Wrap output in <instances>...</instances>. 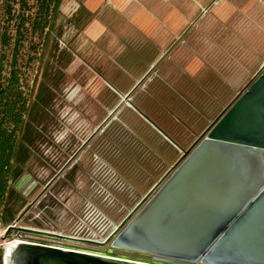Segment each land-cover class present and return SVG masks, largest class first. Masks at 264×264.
<instances>
[{"label":"rangeland","instance_id":"1","mask_svg":"<svg viewBox=\"0 0 264 264\" xmlns=\"http://www.w3.org/2000/svg\"><path fill=\"white\" fill-rule=\"evenodd\" d=\"M84 2L62 0L47 40L21 42L15 49L12 42L2 41L1 37L5 32L9 34L12 29L21 27L23 19L34 18L36 1L0 0V80L8 79L12 69L18 70L22 77L21 91L30 108L24 122L34 125L41 122L36 141L29 142L27 133L18 136L22 143L11 185L22 196L19 204L24 208L19 217L30 209L21 220L13 223L15 229L8 231L0 224L2 251L17 240L52 241L24 233L19 228L104 241L150 192L136 186L146 177L143 175L113 176L100 164L90 169L91 174L79 166L74 167L76 159L71 157L98 128L104 114V106L99 101L100 81L86 67V41L78 42L79 49L74 43L90 18ZM173 5L193 6L197 11L189 15L193 29L190 27L185 32L188 35L180 39L185 37L184 40L190 43L194 38L215 39L217 45L222 42L223 56L228 57L237 46L232 55L244 62L264 56V0H205L204 3L173 0ZM31 21L25 22L24 26L29 28ZM230 40L233 46L227 49ZM127 48L132 50L128 44ZM76 50H81L79 57L72 55ZM40 103L44 105L41 110L38 109ZM117 118L115 112L112 122ZM100 135L96 139L98 142ZM97 143L94 141L85 147L78 160L83 161L91 148H100ZM165 175L155 176L150 187L153 188ZM106 228L107 232L104 231Z\"/></svg>","mask_w":264,"mask_h":264},{"label":"water","instance_id":"2","mask_svg":"<svg viewBox=\"0 0 264 264\" xmlns=\"http://www.w3.org/2000/svg\"><path fill=\"white\" fill-rule=\"evenodd\" d=\"M19 230L60 246L17 241L2 264H264V69L104 241Z\"/></svg>","mask_w":264,"mask_h":264},{"label":"crops","instance_id":"3","mask_svg":"<svg viewBox=\"0 0 264 264\" xmlns=\"http://www.w3.org/2000/svg\"><path fill=\"white\" fill-rule=\"evenodd\" d=\"M84 5L90 18L74 43L86 41V63L94 70L116 63L108 76L122 73L134 81L111 111L134 138L117 140L115 150L107 147L97 164L113 176H146L136 186L151 190L155 176L167 174L259 76L264 56L244 62L223 56L215 39H180L197 11L175 7L173 0H85ZM155 70L158 78L149 79ZM127 95L130 103H121Z\"/></svg>","mask_w":264,"mask_h":264},{"label":"trees","instance_id":"4","mask_svg":"<svg viewBox=\"0 0 264 264\" xmlns=\"http://www.w3.org/2000/svg\"><path fill=\"white\" fill-rule=\"evenodd\" d=\"M35 1L37 10L34 14V18L28 19L32 20L30 27L26 28L24 26V23L28 20L23 19L21 27L12 29L9 34L5 32L6 34H3L1 37L2 41L9 40L12 42L15 49L21 42L31 41L30 43H32L35 39H44V41H46L49 31L52 28L55 15L59 12L62 3V0ZM231 42L232 41L230 40V43H228L229 47H227V49L233 46ZM129 46H132V50H136L133 44ZM233 53L234 51L230 53V55L232 56ZM72 55L73 57H76V54ZM33 60L34 58H31V61ZM73 63L74 60L70 63L71 66ZM90 65L91 64L86 63V67L92 71L93 68H91ZM116 66V63H111L109 61L105 62L104 65L96 67L95 70L93 69L92 71L96 78L100 81L101 98L99 101L101 105L104 106V114L102 115V119L98 122V128L108 118L111 111L119 104L122 98L121 95L125 92H129L134 85L133 79L127 78L122 73L119 75L112 74L113 76H108L107 72L109 71V68H114V70H116ZM158 73V70L153 71L149 79L152 78V80H155L156 77L158 78L159 76ZM21 78L22 77L18 73V70L12 69L8 79L5 80L2 78L0 80V224L6 228L13 225V223L19 218V215L24 208V205L19 204L22 200V196L18 194L11 185L13 178L16 176L18 148L21 145L20 143H22L19 142L20 140H18V136L26 135L27 133L29 136V142H34L37 140L39 135L38 127L41 125V122H36L35 125L32 122H24V116L28 114L30 108L27 98L23 95L24 92L21 91ZM150 83L143 86L145 87L144 90L148 88ZM43 106L44 105L41 103L38 104V109L41 110ZM135 123L143 126L147 125L145 122ZM155 124L157 123L155 122ZM122 128L123 122H120L119 118H117V120L115 122H111L105 130H103L104 128L102 129L103 131L101 135L99 134L100 130L88 144H93L94 141L97 143L98 141H96V139L100 135L101 137L98 138V140H100V142H98L100 148H91L89 150L90 154H88V152L85 153L83 161L81 162L78 160V154L75 158L76 161L74 167L79 166L81 170L83 169L85 173H88L91 168L94 169V167L98 166L97 161L102 156L105 149L107 150V147L111 148V150H115L118 145L117 140H123V138L131 140L134 138L133 135L126 134ZM97 129H95V131ZM77 152L78 150L74 153V155ZM83 152L84 149H82L80 154ZM93 179H95L94 176ZM2 257L3 251L0 249V264H2Z\"/></svg>","mask_w":264,"mask_h":264},{"label":"flooded vegetation","instance_id":"5","mask_svg":"<svg viewBox=\"0 0 264 264\" xmlns=\"http://www.w3.org/2000/svg\"><path fill=\"white\" fill-rule=\"evenodd\" d=\"M106 127V125L103 127V128H105ZM102 128V129H103ZM101 129V130H102ZM92 140V138L90 137L82 146H81V149L80 150H78V152L72 157V159H75L77 156H78V154H80L81 153V151H82V149H84L89 143H90V141ZM83 228H84V226H83ZM105 232H107V228H106V230H104ZM112 232V231H111ZM111 232H110V234H111ZM109 234V235H110ZM108 235V236H109ZM91 246H94V245H84V246H82V247H84V248H86V249H90V250H97V251H106L108 248L106 247V248H101V247H98V246H94V247H96V248H91ZM117 254H120V255H122V256H129V257H135V258H140V259H146V260H150L151 259V257L150 256H147V255H143V254H138V253H132V252H125V251H117Z\"/></svg>","mask_w":264,"mask_h":264},{"label":"built area","instance_id":"6","mask_svg":"<svg viewBox=\"0 0 264 264\" xmlns=\"http://www.w3.org/2000/svg\"><path fill=\"white\" fill-rule=\"evenodd\" d=\"M36 243V242H35ZM40 244H42V243H40ZM43 244H47V245H53V246H60V245H58V244H55V242H53V241H47V242H44ZM61 247H63V246H61ZM77 248H81V249H76V250H81V251H84L83 249H86V248H84V247H77ZM71 249H74V248H71Z\"/></svg>","mask_w":264,"mask_h":264},{"label":"bare ground","instance_id":"7","mask_svg":"<svg viewBox=\"0 0 264 264\" xmlns=\"http://www.w3.org/2000/svg\"><path fill=\"white\" fill-rule=\"evenodd\" d=\"M17 241H20V240H17ZM17 241H16V242H17ZM13 243H14V242H13ZM11 244H12V243H11ZM9 245H10V244H9Z\"/></svg>","mask_w":264,"mask_h":264}]
</instances>
